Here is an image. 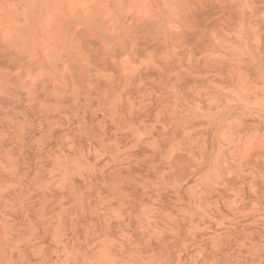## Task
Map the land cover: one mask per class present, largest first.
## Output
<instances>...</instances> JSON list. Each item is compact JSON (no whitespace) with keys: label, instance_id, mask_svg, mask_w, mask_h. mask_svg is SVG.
I'll use <instances>...</instances> for the list:
<instances>
[{"label":"rangeland","instance_id":"rangeland-1","mask_svg":"<svg viewBox=\"0 0 264 264\" xmlns=\"http://www.w3.org/2000/svg\"><path fill=\"white\" fill-rule=\"evenodd\" d=\"M0 264H264V0H0Z\"/></svg>","mask_w":264,"mask_h":264}]
</instances>
